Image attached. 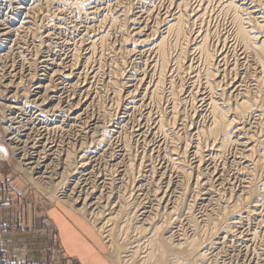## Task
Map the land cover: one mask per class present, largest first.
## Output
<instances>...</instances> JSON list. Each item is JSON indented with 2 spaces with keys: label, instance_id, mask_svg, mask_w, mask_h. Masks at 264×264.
<instances>
[{
  "label": "bare ground",
  "instance_id": "bare-ground-1",
  "mask_svg": "<svg viewBox=\"0 0 264 264\" xmlns=\"http://www.w3.org/2000/svg\"><path fill=\"white\" fill-rule=\"evenodd\" d=\"M108 1L110 0H0V4L1 2H6L7 4L2 5L4 7H0V10H3V12L0 11V51L2 50L1 48L8 44L6 51L4 53L0 52V111H2L5 117V121L3 120L4 130L10 135L9 138L6 139L8 146L16 153L15 155L23 152L26 155H20L22 158L21 161H28H23L24 164L22 165V169L25 171L24 173L31 176V178L33 177L34 183L40 184L41 182L42 185H46L43 187L46 190L48 187L51 191L57 189L61 185V181L59 180L60 182H57V179L56 183H54L55 181L53 180L55 177H65L64 174L69 170L67 168L72 154L74 155L75 153L78 157L77 160L80 162L79 168L83 169L85 166L84 163H86L90 157L92 158L94 154H98L102 151L108 143H112V141H110L111 137L122 132L121 130H123L126 117H118L117 115L119 113L120 115H126L130 110L133 112L135 110H140L146 98H149L151 101H158L162 98L160 96V94H162L161 92L164 91L163 89L165 86H168L166 87L170 101L169 102L168 98H166V101L170 103L168 115L165 114V112L164 114L161 113L159 116L157 115L158 117L156 118H151L152 120L155 119V122H152L153 127L150 132L149 129L147 133L142 131V137L145 139V135L151 137L159 132L169 140L167 148L165 146L166 151H162L165 153L164 159L170 163L171 170L176 172L181 179L180 185H178L180 187V193L179 195L176 193V196H174L175 200L172 199L171 201L174 203L172 205L174 206L173 209L176 211V214L179 212L178 217L179 215L182 216V213L186 211L185 225L191 229V237L185 235L186 231L184 230V234H176L175 236V231H173V228L171 229L169 225L173 224L179 218H174V215H176L175 212L172 214L171 212L166 213L165 211H160V206L162 205L165 195L168 192L170 193V180L169 183L167 182L168 186L163 192L153 191L152 200L156 202V205H153L155 207H150L149 211L145 210L147 202L145 206L141 204L143 201L140 202V198H142L141 196L143 195L140 194L142 191L141 186L142 184L145 185V183H143L145 180L143 179L147 176L142 177L140 181L132 183V189L135 194L132 192L133 195L130 196L131 199L126 198L127 195L125 196L126 192L124 190L125 193L118 194L116 192L118 202H120L119 204L123 203V205L118 204L119 207L117 210L109 208V205L108 208L110 211L108 213L106 212V214L104 213V215H101V213H103L104 210L106 211V207L102 205L103 209H105H102V212L99 210L95 212L94 210L98 207L96 206L97 208L95 207V209H92V207L97 203L89 202L93 198H96V201H98L101 196V192H97L96 187L92 188V190L89 188L91 192L84 190L75 192L77 188L75 189L74 186V190L72 189L70 191L73 196L61 190L65 193L62 192V196L58 199L61 203H68L70 206H74L73 208L80 214L87 213L89 216L91 215L90 217H94L96 221L99 219V223L97 224L100 226L97 227V231L102 235V238L107 239L106 242H108V245H106L108 248L112 247L113 250V245H117L116 242L114 243L115 240H120V238L122 240L125 239L127 242L126 245L118 244L120 248L116 247V250H119L118 252L120 254L123 253V255H119L120 257L118 258L116 254H112L115 258L114 261L112 259L111 264H224L227 260L224 263H219L218 261L221 257V253L226 249H224V247H226L230 241L239 244L238 242L241 241V235L238 229L244 224H246V226L248 225L249 228L253 226L249 230L245 240H247V242H255L257 239L261 241V245H263L261 260L262 264H264V0H215L217 2V12L228 17L230 25V32L227 36L223 37L222 40L216 30L212 29L206 21V18H208L207 11L210 0H194V5L193 2L191 3V0H170V7L168 6L166 12L163 11L165 14L161 20H158L159 16L157 17L156 14L159 13L156 12L154 17H157V23L154 27L153 24H151V28L144 27V13L137 11V14L134 13L130 16V13L133 11L124 9L118 2L113 3L112 6L106 4ZM149 2H151V0H149ZM103 5H105V7H102ZM149 5L150 4L147 6ZM130 10H132L131 7ZM147 11L148 12H145V14L148 13L147 15L149 16L152 14L149 12H153L152 10ZM66 12H71V17L74 19V21H72L74 24L71 25L70 30L72 29L73 32H75L77 30V22L79 21L84 22L86 26H84V30L81 29L84 32L81 33L79 38L75 36L78 40L76 39L77 41L74 40V42L70 44L73 46L71 51L72 54L66 64H63V68L60 67L62 65L58 63V65L56 64L58 67L56 70H53L55 68L49 70L46 64L48 60L39 61V58H27L24 52L32 50L37 57L44 51L55 49L57 46L54 43V37L63 29L67 17ZM69 21L71 22V20ZM15 22L18 23L16 28H14ZM125 24L128 28H126ZM147 26L149 25L147 24ZM129 27L131 31L127 35H130L131 38L126 37ZM143 28H145V30L146 28L149 29V33L144 34ZM126 29L128 30L126 31ZM116 30L119 31L123 39V41H121L122 44L119 46L120 48H117L119 50L116 49L121 60L118 61L116 65L114 64L116 61L113 63L112 76L111 74L109 75L111 79L108 81L106 80V83L113 89L111 94L114 99L113 102L115 101L116 104V107H113H115L116 111H114V113L117 114H114V117L112 116L113 113L111 114L109 112L100 114L103 121L102 126L95 125L94 123L93 127L87 130V133L94 131L93 134H96L95 138H93V134L91 135L92 138L89 139V143L86 144V142H83L81 139L79 142L77 140H75L74 143L67 142L69 146H78V149L74 147V153L72 152L71 154L72 148L71 151L61 149L62 146L65 145L63 141H59V144H53V142H49L50 140H48L49 138H47V136L50 132L52 133V131H62L63 125L71 128L72 123L71 125L68 123H75L77 117L82 115L78 114V110L82 111V107H88L93 103V98H91V100L75 101L74 98L77 91H81V93L83 92L87 96L90 95L91 92H89L90 88L86 87L87 84L79 86V84H81L79 76L85 71L83 75H85V78L88 77L87 80L90 79V82H92V79L96 78L101 71V61L105 56L104 54H106L105 51L108 48L107 46L111 45L110 39L112 32ZM76 32L78 33V31ZM143 36L144 38L142 39ZM215 37L217 44L222 42V45L226 43L227 39L230 37L233 43L231 53L235 59L233 63H227L228 56L222 53V47L219 51L215 48L213 49V47L211 48V42L214 43ZM19 44H22V46L20 45L21 47H18L17 45ZM15 46L20 48L21 52H14L16 50V48L13 49ZM112 47L113 46H111V48ZM136 55L140 57H143V55L148 56V59L146 58L148 61H144L143 71L141 73L137 70L131 73L126 72V70L123 71V61L125 59L130 60L131 57H135ZM250 60L253 65L251 81H254V86L248 85L246 77L239 71L241 69H239L241 64L246 66ZM8 61L11 62L9 65H7ZM52 61L53 60H51V62ZM51 62H48L50 66L53 64V62ZM142 63L139 62V64ZM220 63H223V67ZM38 64H41L39 68ZM17 65H19V70ZM59 67L61 69H59ZM81 67L83 71L80 70V72H78ZM47 70L51 71V74H47ZM40 71L42 73L37 74V72ZM227 71L233 73L234 77L232 79L226 78L227 75L229 77V72L226 75ZM185 74L189 77L187 78L189 83L181 84L182 81L179 84L176 82L177 78ZM230 76L232 77V74H230ZM72 78H77L76 80L80 79L79 84L76 80L70 84ZM226 79L228 81H226ZM133 82H135V84ZM132 83L134 84L133 87ZM60 86H62V88ZM68 87L69 89L71 88L70 92H73L72 98L64 99L62 96H58V93L62 92L63 89L67 92L65 88L68 89ZM187 96L192 98L191 101L194 100L197 102L194 103L197 105V107H194L198 109L197 112H200L205 107L208 113L207 126L200 129L196 128L195 130H191L189 127L190 130L188 129V131H190V135L185 131L187 126L185 119V114L187 113L185 112L188 99ZM138 102L140 105H138ZM62 103H66V105L60 107L58 104ZM151 116V111H147L145 117L141 118V120L145 122L150 120L151 122ZM92 117H94V115ZM58 118L64 119V121L61 120L64 123L62 126L54 124L55 120ZM46 120L50 122L49 124L54 125L49 128V125L46 124ZM20 129H22L23 132L27 131V133L19 137L20 139L24 138L23 140H16L14 139L15 135L20 132L18 131ZM136 130L137 129H135V132ZM181 131L186 132L185 134L187 135H182L183 133H181ZM129 132L132 131L129 130ZM188 135L191 139H187L188 137L186 138ZM168 140H166L167 143ZM48 144H52L53 146L48 147ZM127 144L129 145L124 146L123 153L113 159V161H117L115 164L116 166L122 165V175H127L128 172L131 171L132 165L130 160L126 162L127 164L124 162L125 157L127 159V153H131L129 152L131 149H128L130 148L128 147L130 143ZM39 147L42 149L39 150ZM52 147H54V149L51 150ZM75 149H77L76 152ZM232 149L236 151L240 150L238 153L242 155V159L238 161V165L240 166L239 170L232 173L238 178H245L246 186H244V194L243 192H240V195L231 194L233 196L230 198L227 197L228 201L222 200L223 202H220V194H217L219 198L218 196L212 198L214 203L210 205V211L206 210L208 213H205L204 216L202 215L201 222L203 225L200 227L199 224H197L199 220H196L193 216V208L195 202L198 201L202 194L206 196L209 195L210 190L207 187H209L208 184L211 183L210 180V183H207V171H205V175L203 170H201L202 163L204 162L202 159L206 155L209 162H216L219 159L225 158L224 156L228 155L230 153L228 151ZM28 150L32 151L28 152ZM0 151L3 150L0 149ZM187 155L193 158L195 166L193 168L194 171L192 169L191 171L196 173L195 178L192 177V172L187 169L186 166L188 165H185ZM24 156L26 159H23ZM63 156H65V158L62 162L61 157ZM146 157H141L139 159V166H142L141 164H143L145 168L149 166L150 169L148 171L145 170L147 173L149 172L152 177L157 179L155 175L156 170H154L153 166L147 164L150 160ZM131 160L133 161V159ZM60 161L65 166H68L65 167L63 165L64 167L60 166L61 168H58V165L53 164L54 162L58 163ZM235 163L237 162L235 161ZM223 165L224 167L226 166L225 164ZM79 168L77 167V170ZM61 169L62 172L59 173L58 171ZM140 169L142 168L140 167ZM77 170L72 174L78 177L81 172H77ZM214 171L211 173L212 175L215 173ZM122 180L123 179H121V181ZM76 183L77 182H75V184ZM105 184L107 185V183ZM107 186L109 187L110 185ZM64 187H66V185ZM204 189L205 192L202 191ZM108 190H110V188ZM201 191L203 192L202 194ZM96 193L98 196L95 197ZM111 194H115V192ZM50 197H53V194H50ZM111 197L112 195L110 198L106 196L108 201H110ZM212 199L209 198V204ZM154 202L151 203L154 204ZM104 206H107V204ZM114 206L117 207L116 204L110 207L113 208ZM180 206H182L183 209L179 208ZM118 221L122 222L123 225L120 226ZM156 221L157 223H155ZM131 222L136 224L133 230L136 232L135 235H137V237H135V235H128V225L133 227ZM242 229L244 230V228ZM245 230L248 229L245 228ZM99 233L98 235H100ZM142 233L145 234L144 236H146V239L143 240V243L140 242V244L142 243V245H140V239L138 237H141ZM206 234L210 235L208 239L203 236ZM202 236L205 238L204 240H202V238L200 240ZM199 240L203 241V243L201 244L200 242L199 244ZM104 241L105 240H103V242ZM231 246L234 247L233 245ZM116 250H114L113 253H115ZM227 253L228 252H226V254Z\"/></svg>",
  "mask_w": 264,
  "mask_h": 264
},
{
  "label": "rangeland",
  "instance_id": "rangeland-1",
  "mask_svg": "<svg viewBox=\"0 0 264 264\" xmlns=\"http://www.w3.org/2000/svg\"><path fill=\"white\" fill-rule=\"evenodd\" d=\"M129 1L128 0H123V1L122 0H110V1L106 2V4H109V5L112 6L113 3H115V2L120 3V6L122 5L124 7V9H129V11H133L131 13L129 12L130 13V16L133 15L134 13L137 14V11L144 13V24H145L144 27H148V28H151V26H150L151 24H153V27L156 25V23H157L156 22V19H157L158 16H159L158 17V20L159 19L161 20L162 17H164V14L166 12V9L168 8V6L170 7V3H171V2H169L170 0H151V2H149V0H142L143 3L141 2V0L140 1L139 0L137 1L136 0V3H135V0H132L133 2L131 0H129ZM216 1L215 0L211 1L210 0V2L208 3L209 4L208 5V11H207V14H208L207 17L208 18H206V21H207L208 25L212 29H215L216 30V32L218 33V35L221 37V40H222L223 37L227 36V34L230 32V25H229L228 17H226L224 14H221V13L217 12L218 9L216 7V4H217ZM139 2H141V3H139ZM192 2H193V5H194V3H195L194 0H191V3ZM148 4H150V5L147 6ZM2 5H7V4H6V2H1L0 7H4ZM129 5H130V7H131L132 10H130ZM102 7H105V5H103ZM147 7H149V8H147ZM147 10H152L153 12H149V13H152L153 15L151 14L149 16V15H147L148 13L145 14V12H148ZM0 11L3 12V10H0ZM163 11H165V12L163 13ZM156 12L159 13V14H156ZM155 14L157 16L156 18L154 17ZM210 15H211V17H210ZM66 16H67L66 17V21H65V24L66 25L64 24L63 25V29L60 30L58 32V34L54 37V43L56 44L57 47L55 49H52L51 51H46V52L44 51L42 54L40 53V55L37 56V57L34 55V52L32 50H30L31 52L29 50L28 51H25L24 54L26 55L27 58H35V59L36 58H39L38 59L39 61H44V60L47 61L48 60V62H51V60H53L52 61L53 64H51V66H50V63L48 64V62H46V64L48 65L47 67L49 68V70L50 69H53V68H55L53 70H56L58 68L57 67L58 63H59V65L61 64L62 66H60V67L63 68V66L69 60L70 55L72 54L71 51H72V47L73 46L70 45V44L73 43L74 40H76L77 38H79V36L81 35V33L84 32L83 31L85 29L84 26H86L84 22H80V21L77 22L78 25H77V30L76 31H78V33L76 31H75L76 32L75 33V32H73L72 29L70 30L71 25L74 24V22H72V21H74V19H72V17H71L72 16V13L71 12H66ZM68 16H70V17H68ZM146 19H147V21H146ZM148 19H149V22H148ZM69 20H71V22ZM17 24L18 23L15 22L14 28H16L18 26ZM147 24L149 26H147ZM65 26H66V28H65ZM125 26H126V28H128L126 24H125ZM81 29H83V30H81ZM143 29H144V32H145L144 34H148L149 33V29L146 28L147 31L145 30V28H143ZM127 30L128 29H126V31ZM130 31H131V29L129 27V30L127 31L126 35ZM126 37L127 38H131L130 35L129 36L127 35ZM216 37H217V35H216ZM216 37L214 39V43L211 42V48L213 47V49L215 48L217 51H219V49L222 47V49H221V50H223L222 53L223 54H226V56H228L227 63L228 64L233 63V61L235 59H234V57L232 56V53H231L232 52V49H233V43L231 42L230 37L227 39L226 43L223 44L224 46L222 45V42H219L217 44V41H215L216 40ZM143 38H144V36L142 37V39ZM110 41H111L110 42L111 45L107 46L108 48L109 47L110 48H109V50L107 48L106 51H105L106 54H104L105 56H104L103 60L101 61L102 62L101 63L102 64L101 65V69H100L101 71L96 76V78L95 79H92V82H90L91 80L90 79L87 80L88 77L85 78V75H83V74H85V71H84V73L82 72L81 76H79L81 80L80 79L76 80L77 78L76 79L75 78L74 79L72 78L71 79V82H70V84H71V83L75 82V80H76L78 82V84H79V80H80L81 81L80 82L81 84H79V86L86 85L87 84L86 87L90 88L89 92L91 91L90 92V95H88V96L85 93H83V92L81 93V91H77L76 92L77 94L75 93V98H74L75 101L91 100V98H93V100H94L93 103L91 105H89L88 107L87 106L86 107L85 106L82 107V109H83L82 111L78 110V114H82V115H80V117L78 116L79 118L77 117L75 123L74 122H69V123L67 122L69 125H71V123H72V126L73 127L71 126V128L68 127V126H64L63 125L64 124L63 123V121H64L63 118L56 119L54 124L55 125H61V126L63 125L62 126V131L61 130H58L56 132L55 131H52V133L50 132L48 134V136H47V138H49L48 140H50L49 142H53V144H57L59 141H63V143L65 145H63L61 149L62 150L67 149V150L71 151V148H72L71 154H72V152L74 153V147L75 146L74 147L73 146H69V144H67V142L74 143L75 140H77L79 142V140L81 139L83 142H86V144L89 143V141H90L89 139L92 138V136H93V138H95L96 134H93L94 131L91 132V133H87V130L91 129L93 127V124L94 123H95V125L97 124V125L102 126V122L103 121H102V118H101L100 114H102V113H108L109 112L111 114L113 113L112 116L114 117V114H115L114 111H115L116 104H115V101L113 102L114 99H113L112 94H111L112 91H113V89H112V87L108 86V84L106 82L109 79H111V77H109V75L111 74V76H112V70H113V67L112 66H114V64L116 65L118 63V61L121 60L120 56L116 52L117 50H119L117 48H120L119 46H120V44H122L121 41H123V39L120 36L118 30L112 32ZM20 45L22 46V44H19L17 46L18 47H21ZM216 45H218V46H216ZM7 46H8V44H7ZM7 46L1 48L2 50L0 52L1 53H4L6 51ZM17 46H15L13 48V49L16 48V50L14 52H17V53L18 52H21V49L20 48H17ZM111 46H113L114 48L113 47L111 48ZM18 50H20V51H18ZM171 53L173 54V51L172 50H171ZM114 57H115V60H114ZM138 57L139 58H142V59H139ZM146 58L148 59V56H146V55H143V57L142 56L140 57V56H137L136 55L135 57L134 56L131 57L130 60H126L125 59L123 61V63H124V67H123L124 70L123 71L126 70V72L131 73L134 70H137V71H139V73H141L143 71V65H144V63L146 61H148ZM139 62L140 63L143 62V63L142 64H139ZM10 63L11 62L8 61L7 62V65H9ZM222 64L223 63H220V65L223 67ZM7 65H6V67H7ZM40 65L41 64H38V68L40 67ZM241 66H243V67H241ZM241 66L239 67V69L241 68L239 71L242 72L244 74V76L246 77V81L248 82V85L252 86L254 84V81H251V77L253 75V65H252V61L251 60L248 61V64L246 66H244V64H241ZM60 67H59V69H61ZM17 68H18V70L20 69L19 68V65H17ZM82 69H83L82 67L79 68L78 72H80V70L83 71ZM49 70L46 71L47 74H51V71H49ZM41 73H42L41 71L40 72H37V74H41ZM227 73L229 74V77H228ZM23 74H25V73H23ZM230 74H232V77L230 76ZM226 75H227V77L226 76L225 77L227 79L228 78L229 79H232L234 77L233 73H231L230 71H227L226 72ZM187 78H189V77H187V75L185 74V75L180 76V78H177V79L175 78V79H176V82H178L179 84L182 81L183 82L181 84H187V83H189V80ZM227 79H226V81H228ZM133 83L135 84V82H133ZM133 83H132V87L134 86ZM226 83H228V82H226ZM60 87L62 88V86H60ZM109 87H110V89H109ZM166 87H168V86H165V88L163 89L164 91H162L161 92L162 94H160V96L162 98H160L158 101L157 100H152L151 101L149 98H146V100H144V103H142V106H141V109L140 110H135L134 112L130 110L126 115H122V114L120 115V113H119L117 116L118 117L119 116H124V118L126 117L125 118V122L128 125L124 122L123 130H121L122 132L119 133L120 135L119 134H115L113 137H111L110 141H112V143L111 142L108 143L109 146L106 145L102 149V151H100L98 154H94L92 158L90 157V159L86 163H84L85 166L83 167V169L82 168H79L80 162L77 160L78 157L75 155V153H74L75 156L72 154L71 156L73 157V159L71 157V159H69V162L70 163L68 164L70 166V168H69L68 165H66V166H68L67 169H69L66 172L67 175L64 174L65 177H63V178H61V177H55L56 180L55 179L53 180V181H55L54 183H56L57 179H58L57 182H60L61 181V185L57 189H53L52 190L53 192L51 191V189L50 190L48 189L49 187L47 188V190L44 189L43 187L46 186V185H42L41 182H40V184L34 183L33 177L31 178V176H28L26 173H24L25 171L22 169L23 168L22 165L24 164V162H28V161L27 160H22L21 161L22 158H21L20 155H23V154L25 155V153L23 152L21 154L15 155L16 153H14L12 151V149L8 146V142L6 141V139H8L10 135H8V133L6 132V130H4V121H5L4 118L5 117H4V114H2V111H0V149L3 150V151H0V152L3 153V154L0 153V208H1L0 209V218H1V220H0V264H81V260H79V258L77 257V254L78 253H77V251L74 249V247L72 245L73 240H74L73 237H70L68 234H65L66 238L68 239V240H65L64 236H62V234H61V225L58 224V221H57V219H58L57 217H60V218L63 219V222L65 223V225H67L66 223L68 222L72 226H74V225L75 226H78L76 223H74L72 221V215L71 214H74L76 217H78V218L82 219L83 221H85V223L87 225H89L94 230V232L97 234V236L98 237L100 236L99 239L101 240V243L102 244L99 245V246H96V248L99 249L98 250V254H97V259H99V261L102 264H104V263L105 264H110V262L112 263V259L114 261V258H115V256L113 257L112 254H116V256L118 258L121 255H123V253L120 254L118 252L119 250H116L117 249L116 247H119L118 244H121V245L125 244L126 245L127 242L125 241V239L122 240L120 238V240L119 239L118 240H115L114 243L116 242L117 245H115V244L113 245V250H112V247L111 248H108V246H107L108 245L107 244L108 242H106L107 239L106 238H102V235L99 233V231H97V227L100 226V225L97 224V223H99V221H98L99 219L96 221L94 217H90L91 215L89 216L87 213H85V214L81 213L80 214L79 212H77L75 210V208H73L74 206H72V205L70 206L68 203L64 204V203H61L60 202V200L58 198L62 196V192L66 191V194L69 193V195H72L70 191L73 189L74 186H75V189L77 188L75 190V192H78L79 190H84V191H87L88 192V191H90V189L92 190V188H95L96 187L97 188L96 191L97 192L100 191L101 192V196L98 199V201H96L97 200L96 198H93L89 202H96L97 203V204L93 205V207H92V209L93 208L95 209L96 206L98 207V208L96 207L97 209L94 210L95 212H97L98 210L100 212H102L105 209V208L103 209V207H106V211L104 210L105 212L103 211V213H101V215H104V213L106 214V212L108 213L110 211L109 208L115 209V210L118 209V207H119L118 204L120 202H118L117 193L118 194H121V193H125L126 192V194H125V196L127 195L126 198L131 199L130 196L133 195V193H134V191L132 189V183L137 182V181H140V179H142V177H146V176L147 177L143 179V180H145V181H143V183H145V185L142 184V186H141V190H142L141 192L142 193L140 192V194H143V195L141 196L142 198H140V202L143 201V202H141V204L144 205V206H145V204L147 202L148 206L146 204V206H145L146 209L145 210L146 211H149L150 207L152 208V207H155L153 205H156V202H154L152 200L153 199L152 194L154 193L153 191L155 190L157 192L158 191L159 192L160 191L163 192L166 189V187L168 186V183H169V180H170V184H169L170 193L168 192L165 195L164 200L162 201V205L160 206V211H165L166 213L167 212H171L172 214L175 212V214H176V211L173 209L174 206L172 205L174 203L171 200L172 199L175 200L174 196H176V193H177V195H179V193H180L179 192V190H180L179 188L180 187L178 185H180L181 179L176 174V172H174V171L171 170L170 163H168L164 159L165 158V153L164 152L166 151V148H167V146L169 144V140L166 139L165 136L163 134H160L159 132H157L155 135H152L151 137L149 135H145V139H144V137H142L143 136L142 135L143 134L142 131H144V132L147 133V131L149 129V132H150L151 128L153 127L152 122L153 121L155 122V119L152 120L151 118H156L159 115H161V113L164 114L165 112H166L165 114L168 115V111H169V108H170V103H169L170 101H169V98H168V95H167L168 92H167ZM65 89L67 90V92L63 89L62 92L58 93V96H62L64 99L72 98L73 97V95H72L73 92L72 93L70 92L71 88L69 89V87H68V89L67 88H65ZM78 94L80 95V97H79ZM166 98H168V101L169 102L166 101ZM191 100H192V98L191 97H188L187 104L185 106V109H186L185 112H187L185 114L186 115V118L185 119H186V122H187L186 123L187 126L185 128L186 129L185 131L187 132V134L190 133V131H188L189 127H190L191 130H195L196 128L197 129L204 128L208 124L207 123L208 122V117H207L208 116V113L206 111V108L204 107L205 108V109L203 108L204 110L202 109L200 112H197L198 109L194 108V107H197V105L194 104V103H197V102L194 101V100L193 101H191ZM54 101H56V100H54ZM54 104H56V103H54ZM58 105L60 107H64L66 105V103H62V104H58ZM138 105H140L139 102H138ZM143 105H145V106H143ZM113 106H115V107H113ZM142 107H144V108H142ZM159 107H160V109H159ZM167 108H168V110H167ZM108 109L109 110L111 109V110L109 111ZM146 110L147 111H151V115H152L150 117L151 122H150V120H148L146 122L141 120V118H144L145 117V114L147 113ZM195 112H197V113L194 114ZM93 115H94V117H92ZM192 115H194V116H192ZM113 117H112V119H113ZM189 118H190V120H189ZM205 119H207V120H205ZM61 120H63V121H61ZM136 120H139V121H136ZM50 121H51V118H50ZM58 121H60V122H58ZM204 121H206V122H204ZM49 123L50 122H48V120H46V124L49 125V128H51V126H53L54 124L51 125ZM204 124H206V125H204ZM202 125H204V126H202ZM165 128H167V127H165ZM135 129L140 130V131H137L136 130V132H137L136 133L135 132ZM129 130L132 131V132H129ZM18 131H20V132L19 133H16L15 138H14L16 140L20 139L19 138L20 136L25 135L27 133V131L23 132L22 129H20ZM186 132H182L181 131V133H183L182 135H187V134H185ZM56 135H57V137H56ZM118 135H119V137H118ZM134 135H135V137H134ZM189 135L186 136V138L188 137L187 139L190 138ZM30 136H31V134H30ZM123 136H124V138H123ZM126 138H128V139H126ZM155 138H156V140H155ZM163 138H165V139H163ZM23 139H20V140H23ZM141 140H143V141H141ZM166 140H168V143H167ZM154 141H155V143H154ZM161 141H162V143H161ZM146 142H148V143H146ZM127 143H130V146H128L130 148H128V149H131L129 151L131 153L130 154L127 153L129 156L127 155V159L125 157L124 162H125V164H127L126 162L128 160H130L131 161V164L133 166L131 165V171L128 172V174L130 173L129 175L128 174L127 175H122V173H121V170H123L122 169L123 168L122 165H117L118 166L117 167L115 165L117 161H113V159L116 158V156L118 157L119 154H122L123 153V151H124L123 149L125 148L124 146L129 145ZM156 144H157V146H156ZM135 145H136V147H135ZM51 146H53V145L52 144H48V147H51ZM122 146H123V148H122ZM165 146H166V148H165ZM76 147L78 149V146L77 145H76ZM152 147H154V148H152ZM41 149L42 148L39 147V150H41ZM52 149H54V147H52L51 150ZM77 149H75V152H76ZM163 150H164V152H162ZM31 151L32 150H30V151L28 150V152H31ZM228 152H230V153L229 154L226 153L228 155H225L224 156L225 158L219 159L218 161H216L217 163L216 162H209L208 157L206 155L202 159L204 162L202 163L201 170H203V172H204L205 175H206L205 171H207V174H208V176L206 175V178L208 180L207 183H210V182L211 183L208 184L209 187H207L210 190L209 191V195H207V196L206 195H203L202 193L205 192V189L202 190L203 191V192L201 191V194L202 195L200 196V198L198 199V201L195 202V204H194V208H193L194 215L193 216H194V218L196 220H199V221H197V224H199L200 227H202L201 225H203V223L201 222V218L204 216L205 213H208L207 212L208 210L210 211V209H211V206L210 205L212 203H214V200L212 198H216L217 196L219 198V195H217V194H220V197H221V198H219L220 199V202H223L224 200L225 201H228L227 200V197L230 198L231 196H233L231 194H235V195L238 194V195H240V192H243V190L245 191V187H244V186H246L245 178L244 179L238 178L235 175H233V173H232L234 171L239 170V168H240V166L238 165V161L240 159H242V155L240 153H238V152H240V150L239 151L238 150L236 151L235 149L234 150L232 149L231 151H228ZM25 156L23 157V159H26ZM141 157H146L147 159L149 158L150 161L147 162V164H149L150 166H153L154 167V170H156L155 175H156V178L157 179H155L154 177H152L149 172L147 173V171L150 169L149 166L146 167V168L143 166V164H141L142 166H139V159ZM64 158H65V156L61 157V161L62 162L64 161ZM205 158H207V159H205ZM131 159H133V161ZM134 160H135V162H134ZM61 161L58 162L59 164L57 162H54L53 164L58 165V168L64 167L65 165ZM235 161L237 163H235ZM223 164H225L228 167L225 166L226 167L225 168ZM185 165H188V166H186L187 169L190 172H192L191 173L192 174V177L195 178L196 173L193 172L194 171L193 168H194L195 164L193 162L192 156L187 155L186 161H185ZM77 167L79 168L78 170H77ZM140 167L142 169L143 168L144 169L142 170V169H140ZM235 168H236V170H235ZM137 169H138V171L139 170L140 171L138 172ZM191 169L193 171H191ZM72 170H73V172H72ZM76 170H77V172H81V174L78 175L79 178L76 175L72 174ZM132 171H133V173H132ZM213 171L215 173L212 175L211 173ZM58 172L59 173L62 172V169L59 170ZM209 174H210V176H209ZM211 175H212L213 178L211 177ZM120 178L123 179V180L121 181ZM119 179H120V181H119ZM209 180H210V182H209ZM69 182H71V183H69ZM75 182H77V183L75 184ZM105 183H107V185H110V186L108 187ZM146 183L149 184V185H147ZM39 185H41L42 187L39 186ZM65 185H66V187H64ZM112 185H114V186H112ZM111 186L113 188L115 186L116 187L113 189ZM106 188H108V189L110 188V190H108ZM61 190H64V191H61ZM105 190H107V191H105ZM119 190H121V191H119ZM173 190H175V191H173ZM114 192H115V194H111V193H114ZM171 192L172 193L174 192V193L172 194ZM50 194L51 195L53 194V197H50ZM243 194H244V192H243ZM111 195H112V197H111L110 201H108L107 198H110ZM91 196H92V194H91ZM96 196H98L97 193H96L95 197ZM106 196H107V198H106ZM145 196H147L148 198L145 197ZM223 196H224L225 199L223 198ZM150 197H152V198H150ZM209 198H211L213 200V202H212V200H210L211 201L210 204L208 202L209 201ZM101 199H102V201H101ZM99 201L102 202L103 204L100 203ZM151 202L152 203L154 202V204H152ZM165 202H167V203H165ZM105 204H107V206H104ZM113 204L114 205L116 204L117 207H115V206L113 208L110 207ZM121 204L123 205V203H121ZM121 204H119V205H121ZM102 205H103V207H102ZM171 205H172V207H171ZM108 206H109V208H108ZM124 207H125V205H124ZM179 208L183 209L182 206H180ZM185 213H186V211H184L182 213V216L179 215V217H178L179 212H177V214L174 215V218H176V219L179 218V219L176 220L177 222L175 221L173 224L169 225L171 227V229L173 228L172 230L175 231V233H174L175 236H176V234H182V233L184 234L185 233L184 231H186L185 235H188L190 237L192 235L191 229L187 225H185L186 224ZM144 216H145V214H144ZM100 219H101V217H100ZM122 219H124V218H122ZM118 223H120V226L123 225L122 222H120V221H118ZM131 223H129V224H131L133 227H131L130 225H128L129 226L128 227V229H129L128 230V235H131L132 236V235H135V233H136L133 230V228H135L136 224H134V222H131ZM155 223H157V221ZM75 226H74V229H77V227H75ZM146 226H144V227H146ZM252 227L253 226H251L249 228L248 225L246 226V224L242 225V227L240 226V228L238 230H239V233L241 235L240 236L241 241L238 242L239 244H237L236 242L235 243H232L234 241H230L229 244H227L226 247H224V249L226 248L225 250H223V252L225 254L222 252L221 255H220L221 257L218 256V257H220V259L218 260L219 263H224L227 260L226 261L227 264H228V262H229V264H262V260H261L262 256L261 255H262L263 245H261L262 244L261 241L259 239H257L255 242L254 241L253 242H247V240H245L247 238V234L249 233V230ZM242 228H244V230ZM245 228L248 229V230H245ZM78 232H79L78 237L81 239L80 242H82L84 240L83 232H81V231H78ZM98 233L100 235H98ZM144 233H147V232H144ZM144 233H142V236L143 237L142 236L141 237H138L141 240V241L139 240V244H140V242L143 243V240L146 239V236H144L145 235ZM203 236L206 239H208L210 237L209 234H206V235H203ZM203 236L200 237V240H201V238H202V240L205 239ZM119 237H121V236H119ZM135 237H137V235H135ZM85 238L87 239V237H85ZM4 240H7L6 243L8 244V246H7L8 249L5 248L6 245H4ZM103 240H105L104 241L105 243L103 242ZM175 240H176V237H175ZM200 240H199V244H200V242L202 244L203 241H200ZM142 243L140 245H142ZM230 243L234 247H232L230 245ZM66 244L69 246V248H67V245ZM246 245H248V246H246ZM1 246H2V249L5 250L6 252L2 251ZM229 246H231V247H229ZM12 250H16V251L14 252ZM114 250H116L115 253H113ZM124 251H126V250H124ZM226 252H228V253L226 254ZM258 253H260V254H258ZM226 263H224V264H226Z\"/></svg>",
  "mask_w": 264,
  "mask_h": 264
},
{
  "label": "crops",
  "instance_id": "crops-1",
  "mask_svg": "<svg viewBox=\"0 0 264 264\" xmlns=\"http://www.w3.org/2000/svg\"><path fill=\"white\" fill-rule=\"evenodd\" d=\"M71 215H72V221L79 226L78 227V226L74 225L75 227H77V229H74V226L70 225L68 222L66 223L67 225H65L62 218H60V217H57L58 219L56 218L58 221V224L61 225L62 236H64L65 240H68L66 238L65 234H68L70 237H73L74 240H73L72 245L78 253V254L77 253L76 254H77V257L79 258V260H81V264H102L99 261V259H97V254H98L99 249L96 248V246H99L102 244L101 240L99 239L97 234L94 232V230L89 225H87L85 223V221L76 217L74 214H71ZM0 220H1V218H0ZM78 231L83 232L84 240L82 242H80L81 239L78 237V234H79ZM85 237H87V239ZM6 242H7V240H4V245H6L5 248H7V246H8V244ZM67 248H69L68 245H67ZM1 249H2V246H1ZM2 251L6 252L3 249H2ZM12 251L15 252L16 250H12ZM110 264H111V262H110Z\"/></svg>",
  "mask_w": 264,
  "mask_h": 264
}]
</instances>
